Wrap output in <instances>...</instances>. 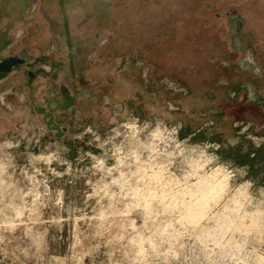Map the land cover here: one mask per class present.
I'll list each match as a JSON object with an SVG mask.
<instances>
[{
	"label": "rangeland",
	"instance_id": "obj_1",
	"mask_svg": "<svg viewBox=\"0 0 264 264\" xmlns=\"http://www.w3.org/2000/svg\"><path fill=\"white\" fill-rule=\"evenodd\" d=\"M190 34L257 72L264 0H0V60L26 61L0 68V264H264V188L111 96L121 56L147 77ZM219 164L220 198L183 219Z\"/></svg>",
	"mask_w": 264,
	"mask_h": 264
},
{
	"label": "crops",
	"instance_id": "obj_2",
	"mask_svg": "<svg viewBox=\"0 0 264 264\" xmlns=\"http://www.w3.org/2000/svg\"><path fill=\"white\" fill-rule=\"evenodd\" d=\"M207 37L200 45L193 34L179 37L173 54L150 63L147 77L133 56H121L110 81L112 99L144 121L178 124L179 136L190 142L217 145L219 160L264 188V65L252 71L227 40L218 49ZM166 80L180 89H169ZM251 136L260 138L257 145Z\"/></svg>",
	"mask_w": 264,
	"mask_h": 264
},
{
	"label": "bare ground",
	"instance_id": "obj_3",
	"mask_svg": "<svg viewBox=\"0 0 264 264\" xmlns=\"http://www.w3.org/2000/svg\"><path fill=\"white\" fill-rule=\"evenodd\" d=\"M219 165H221V164H219ZM222 167H223V165H221L218 168L216 167V169H214L213 171H210V174L209 175H206L204 177L202 175V178H200V179L198 177L197 179H199V180H197V181L194 180L196 183L195 182L192 183V184H194V187L191 188V190H188L187 192L185 190H182V191H184V193H187V196L189 195V196H193L194 197L193 201H188L190 199L189 198L188 200H186L188 202H186V201H182L181 202L183 204V206H182V208H183V214H184L183 219L185 218V219L189 220L190 222L196 221L197 219H199V217H202V214L204 213V210H205V207H206L205 205H206L207 201L209 199H213V200L214 199H217L220 196V193L222 192L223 187L225 185L223 183L225 181L224 180V176H225L224 174L225 173L223 174ZM158 173L160 174L159 171H158ZM153 174H155L154 177L158 176L156 174V171H155V173L153 172ZM220 175L222 176L221 179L219 178ZM181 188H179V189H181ZM180 192H181V190H180ZM181 193H183V192H181ZM181 193H180V195H181ZM178 194H179V191H178ZM253 214L254 215L252 216L251 224L249 223L250 224L249 227H252V226L255 225V223H256V217L259 216L258 213H253ZM255 214H257V215L255 216ZM250 218H251V215H250ZM257 219H258V217H257ZM238 222L236 223L235 226L237 228L240 227L241 229H244V227H243L244 225H242L240 221H238ZM225 224L226 223H224V225ZM246 228L248 229V227L245 226V229Z\"/></svg>",
	"mask_w": 264,
	"mask_h": 264
},
{
	"label": "water",
	"instance_id": "obj_4",
	"mask_svg": "<svg viewBox=\"0 0 264 264\" xmlns=\"http://www.w3.org/2000/svg\"><path fill=\"white\" fill-rule=\"evenodd\" d=\"M25 57L20 54H14L5 60H0V68L6 70L9 68H13L16 65H22L25 64ZM45 70L48 71L50 69L49 66H45Z\"/></svg>",
	"mask_w": 264,
	"mask_h": 264
},
{
	"label": "built area",
	"instance_id": "obj_5",
	"mask_svg": "<svg viewBox=\"0 0 264 264\" xmlns=\"http://www.w3.org/2000/svg\"><path fill=\"white\" fill-rule=\"evenodd\" d=\"M31 6H30V11L29 12H31L32 10H34V7H35V3L33 2V3H31L30 4ZM147 70H146V68H144V72H146ZM167 87L169 88V89H172V90H179L180 89V87L179 86H177L174 82H172V81H169L168 82V85H167ZM177 126V125H176ZM176 126H172L171 127V131L172 132H177V129H178V127H176Z\"/></svg>",
	"mask_w": 264,
	"mask_h": 264
}]
</instances>
